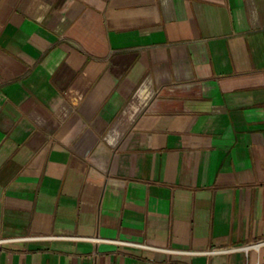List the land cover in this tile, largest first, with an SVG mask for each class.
<instances>
[{
    "label": "crops",
    "instance_id": "crops-1",
    "mask_svg": "<svg viewBox=\"0 0 264 264\" xmlns=\"http://www.w3.org/2000/svg\"><path fill=\"white\" fill-rule=\"evenodd\" d=\"M263 239L264 0H0V264Z\"/></svg>",
    "mask_w": 264,
    "mask_h": 264
},
{
    "label": "built area",
    "instance_id": "built-area-1",
    "mask_svg": "<svg viewBox=\"0 0 264 264\" xmlns=\"http://www.w3.org/2000/svg\"><path fill=\"white\" fill-rule=\"evenodd\" d=\"M264 247V239L263 240H258L256 242H251L249 244H246L243 249L249 251V250H252V249H259V248H262ZM239 248L236 247V246H231V247H228V248H219V249H215V251H225V252H233V251H236L238 250Z\"/></svg>",
    "mask_w": 264,
    "mask_h": 264
}]
</instances>
